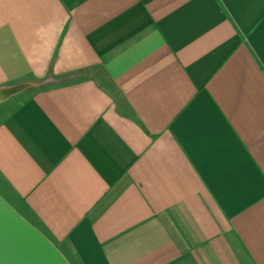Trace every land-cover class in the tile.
Wrapping results in <instances>:
<instances>
[{"label":"crops","instance_id":"0c3cea01","mask_svg":"<svg viewBox=\"0 0 264 264\" xmlns=\"http://www.w3.org/2000/svg\"><path fill=\"white\" fill-rule=\"evenodd\" d=\"M22 80L0 193L71 264H264V0H0Z\"/></svg>","mask_w":264,"mask_h":264},{"label":"water","instance_id":"95a60500","mask_svg":"<svg viewBox=\"0 0 264 264\" xmlns=\"http://www.w3.org/2000/svg\"><path fill=\"white\" fill-rule=\"evenodd\" d=\"M45 81L22 80L0 86V101ZM0 264H71L47 234L0 193Z\"/></svg>","mask_w":264,"mask_h":264},{"label":"rangeland","instance_id":"374dc122","mask_svg":"<svg viewBox=\"0 0 264 264\" xmlns=\"http://www.w3.org/2000/svg\"><path fill=\"white\" fill-rule=\"evenodd\" d=\"M92 71L95 72V74L98 75L99 79L101 81H103L105 84H107L109 87L113 88L111 82L109 81L108 77L106 76V74L103 72V70L100 67H96L94 68ZM37 87V86H32L29 88H25L22 91L10 96L9 98L0 101V121L1 119H3L4 117H6V115L8 113H10V111L17 106V104L24 100L25 98H27L32 90ZM0 191H2L3 193L5 192V185L2 181V179H0Z\"/></svg>","mask_w":264,"mask_h":264}]
</instances>
